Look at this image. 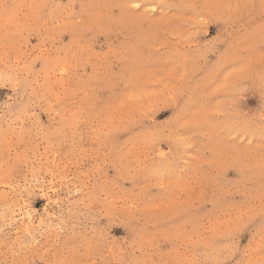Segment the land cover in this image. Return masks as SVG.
Returning <instances> with one entry per match:
<instances>
[{
	"label": "rangeland",
	"instance_id": "1",
	"mask_svg": "<svg viewBox=\"0 0 264 264\" xmlns=\"http://www.w3.org/2000/svg\"><path fill=\"white\" fill-rule=\"evenodd\" d=\"M0 264H264V0H0Z\"/></svg>",
	"mask_w": 264,
	"mask_h": 264
}]
</instances>
